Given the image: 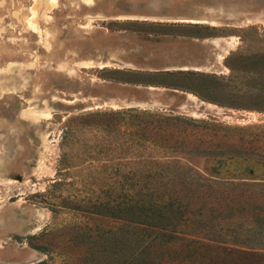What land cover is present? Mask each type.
Here are the masks:
<instances>
[{
	"label": "rangeland",
	"instance_id": "rangeland-1",
	"mask_svg": "<svg viewBox=\"0 0 264 264\" xmlns=\"http://www.w3.org/2000/svg\"><path fill=\"white\" fill-rule=\"evenodd\" d=\"M140 190L179 202L182 264H264V0H0V264L128 260Z\"/></svg>",
	"mask_w": 264,
	"mask_h": 264
},
{
	"label": "trees",
	"instance_id": "trees-1",
	"mask_svg": "<svg viewBox=\"0 0 264 264\" xmlns=\"http://www.w3.org/2000/svg\"><path fill=\"white\" fill-rule=\"evenodd\" d=\"M118 113L120 112L98 110L69 119V124L66 126L65 135L61 142L62 153L59 160L61 168L58 171L62 172L63 169L70 171L69 169L76 167L79 169L78 172H85L84 164L89 163L94 166L93 163L99 159L95 154H92L90 149L83 148L85 144L80 145L77 149L75 148L76 142L74 143L72 140L78 134V130L75 127L79 126L80 129H93L95 131L107 128V132H110L111 124L107 117ZM61 184V180H56L53 187ZM154 184V182L149 184L151 187L148 191L154 189ZM72 194L68 198L67 207L69 209L81 210L91 216L118 217L120 209L117 208L112 197L109 196V198L103 199L87 196V198L85 197L81 200V196ZM151 195L153 196L149 192L142 193V190L135 193L134 204L130 210L136 218L132 226V252L129 259L125 258L120 264L191 263V260L187 257H191L192 253H189L188 248L184 250L183 244L180 243L185 236H182L177 230V224L181 217V215L178 216V210H180L178 208L179 202L172 198L170 204L165 206L166 200L162 193H158L153 198H151ZM111 234H114L113 230H103L100 237L104 235L111 236ZM89 239L93 240L96 238L94 235H90ZM181 257L182 259H180ZM34 264H46V262L42 261Z\"/></svg>",
	"mask_w": 264,
	"mask_h": 264
}]
</instances>
